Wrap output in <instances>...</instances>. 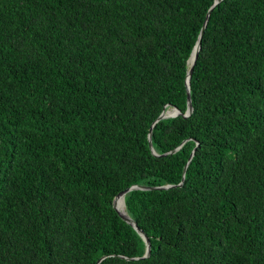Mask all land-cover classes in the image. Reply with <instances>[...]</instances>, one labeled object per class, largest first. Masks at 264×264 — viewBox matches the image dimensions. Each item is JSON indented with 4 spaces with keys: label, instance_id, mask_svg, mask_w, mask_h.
Returning a JSON list of instances; mask_svg holds the SVG:
<instances>
[{
    "label": "trees",
    "instance_id": "trees-1",
    "mask_svg": "<svg viewBox=\"0 0 264 264\" xmlns=\"http://www.w3.org/2000/svg\"><path fill=\"white\" fill-rule=\"evenodd\" d=\"M215 1L0 0V264H264V0Z\"/></svg>",
    "mask_w": 264,
    "mask_h": 264
},
{
    "label": "water",
    "instance_id": "water-1",
    "mask_svg": "<svg viewBox=\"0 0 264 264\" xmlns=\"http://www.w3.org/2000/svg\"><path fill=\"white\" fill-rule=\"evenodd\" d=\"M223 0H216L213 7L211 8V10L217 6L218 4H220ZM211 10L209 11V14L203 24V27L200 31V34H199V37H198V40H197V43H196V46L193 50V53L190 57V60H189V63H190V68L187 72V76H186V90H187V110L186 112L183 114L181 113V111L174 107V108H170V109H167L165 112H163V114L157 119V121L151 126L150 128V132H149V135H148V143H149V148L151 150V152L155 155V156H159L154 148H153V142H152V132H153V128H154V125L163 120V119H169V118H175L177 116H183L185 118L189 117L192 113H193V105H192V100H191V96H190V81H191V77H192V73H193V69H194V66H195V62H196V59H197V55H198V52L201 48V41H202V37L204 35V32H205V29H206V26L208 24V19H209V16H210V13H211ZM185 143V142H184ZM184 143L178 147L177 149L173 150L172 152H169V153H166V154H163L162 156H165L167 154H173V153H176L179 149L182 148V146L184 145ZM194 152V151H193ZM193 156V153L189 159V162L191 161V158ZM188 162V164H189ZM188 164L185 166L184 168V171H183V179H182V183L179 185H183V182H184V177H185V173H186V169H187V166ZM172 187H175L173 185H164V186H157V187H153V186H144V185H133L127 189H125L124 191L120 192L116 197H115V200L113 201V207L114 209L116 210V212L118 213L119 217L126 223L128 224L130 227H132L133 229H135L138 234L142 237V239L144 240V242L146 243V246H147V250H146V253L145 255L142 257V259H147L150 257L151 255V242H150V239L147 237V235L140 229L138 228L137 226V223L132 219L130 218V216L127 214V215H123L119 212V210L116 208L115 206V201L118 199V198H121L124 202V206H125V196L127 193L129 192H133V191H154V190H167V189H170ZM105 258H101L99 261H98V264L104 260ZM126 260H138V258H133V259H129V258H124Z\"/></svg>",
    "mask_w": 264,
    "mask_h": 264
},
{
    "label": "bare ground",
    "instance_id": "bare-ground-1",
    "mask_svg": "<svg viewBox=\"0 0 264 264\" xmlns=\"http://www.w3.org/2000/svg\"><path fill=\"white\" fill-rule=\"evenodd\" d=\"M115 206L116 208L119 210V212L123 215H127L126 211H125V206H124V202L121 198H118L115 201Z\"/></svg>",
    "mask_w": 264,
    "mask_h": 264
},
{
    "label": "clouds",
    "instance_id": "clouds-1",
    "mask_svg": "<svg viewBox=\"0 0 264 264\" xmlns=\"http://www.w3.org/2000/svg\"><path fill=\"white\" fill-rule=\"evenodd\" d=\"M125 209H126V206H125ZM126 211V210H125Z\"/></svg>",
    "mask_w": 264,
    "mask_h": 264
}]
</instances>
